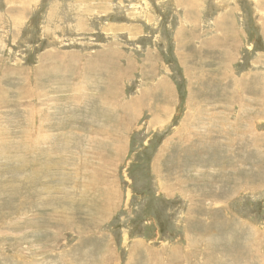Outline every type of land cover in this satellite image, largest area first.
Returning <instances> with one entry per match:
<instances>
[{"label": "rangeland", "instance_id": "rangeland-1", "mask_svg": "<svg viewBox=\"0 0 264 264\" xmlns=\"http://www.w3.org/2000/svg\"><path fill=\"white\" fill-rule=\"evenodd\" d=\"M0 264H264V0H0Z\"/></svg>", "mask_w": 264, "mask_h": 264}]
</instances>
